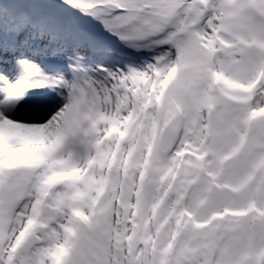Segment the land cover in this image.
Segmentation results:
<instances>
[{
    "label": "snow or ice",
    "instance_id": "snow-or-ice-1",
    "mask_svg": "<svg viewBox=\"0 0 264 264\" xmlns=\"http://www.w3.org/2000/svg\"><path fill=\"white\" fill-rule=\"evenodd\" d=\"M0 264H264V0H0Z\"/></svg>",
    "mask_w": 264,
    "mask_h": 264
}]
</instances>
